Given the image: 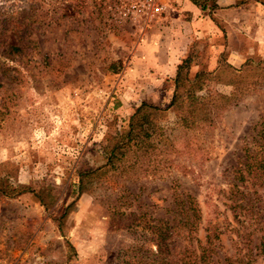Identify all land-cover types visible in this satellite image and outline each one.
Here are the masks:
<instances>
[{
	"label": "rangeland",
	"instance_id": "374dc122",
	"mask_svg": "<svg viewBox=\"0 0 264 264\" xmlns=\"http://www.w3.org/2000/svg\"><path fill=\"white\" fill-rule=\"evenodd\" d=\"M253 1L264 7V0ZM152 27L110 23L101 0H0V264H152L155 225L178 218L180 193L199 201V240L218 225V264L237 253L234 231L243 226L227 196L264 112V30L245 31L249 52L239 65L242 71L248 65L243 81L254 76L256 86L201 135L197 160L157 157L171 161L158 178L132 172L134 154L118 155V169L107 165L110 146H122L121 136L137 124L160 135L153 142L176 140L182 153L186 134L170 107L174 84L157 71L167 55L147 46L145 29ZM7 45L21 51L5 60ZM224 59L226 48L213 55L197 40L182 60L191 77L213 74L196 91L210 115L211 104L233 93L227 81L234 76L215 75ZM143 103L157 109L151 125L133 117ZM99 168L81 190V174ZM254 190L246 191L264 229V185ZM261 236L254 233L251 246Z\"/></svg>",
	"mask_w": 264,
	"mask_h": 264
},
{
	"label": "trees",
	"instance_id": "16d2710c",
	"mask_svg": "<svg viewBox=\"0 0 264 264\" xmlns=\"http://www.w3.org/2000/svg\"><path fill=\"white\" fill-rule=\"evenodd\" d=\"M7 49L8 51L5 50L2 52L3 55H1L5 60L21 51L20 47L14 45H7ZM187 68L188 63L186 62L178 65L173 82L174 94L170 101V107H174L180 113V126L186 134L181 143L183 147L181 148L182 153L179 152L176 140L158 138L157 142H153V135H160H157L156 132H148L143 129L142 124H137L135 127L140 128L141 133L134 134L135 127L130 126L129 130L119 139L122 141V146L117 147L114 144L108 149L107 165H110L112 170L118 169L117 166H114L118 155H121L122 158V156H126L127 154H134L136 160L129 168L131 170L136 169L135 171L132 170V172L137 176L140 173H144V175L152 173V176L155 177L159 173L158 178H162L161 176L165 171L161 169V166L163 164L167 166L171 161L157 160V157L164 158L167 154L174 155L178 153L186 155L187 158L197 160V155L202 147L201 135L214 128L216 121L222 114L239 103L241 94H246L251 87L254 88L257 84L253 80L254 76L248 78L251 81H243L245 79L244 76L247 78L249 72H251L248 69V65L242 71L241 69L234 68L224 59L220 63L215 75L229 72L230 75L234 76L235 79L227 81L228 85L233 86L234 94L220 96L217 101L211 104L212 115H210L208 104L196 95V91L200 90L205 80L213 74L196 73L191 77L188 72L184 73ZM246 82L250 86L246 85ZM182 89L185 90V96L179 92ZM155 111H157L155 107L143 103L135 111L133 117L141 118L144 124L151 125L153 121L151 114ZM254 129L253 141L250 146L244 149L242 158H240L238 165L233 170V177L227 196L228 207L233 211L234 219L237 223L241 228L243 226V230L241 232L238 229L234 231L239 236L237 240L239 242V246L236 249L237 253L231 258H224L223 264H259L264 260V229L261 227V221L258 217V208L255 207L252 197H250L251 193L246 191L248 188L254 190L264 185V112L260 115ZM130 143L133 144L129 146ZM159 143L162 145L159 146ZM123 149L126 150L123 151ZM101 170L102 168L88 170L84 174H81L79 188L81 190L86 189L88 183L86 179L94 176ZM122 173V176L126 175L128 170H123ZM182 195L183 193L177 195V199L175 198L174 201L178 205L176 210L177 213L179 212L178 218L175 217L170 221L167 219L157 221L155 225V233L157 235L156 249L152 252L151 263L218 264L219 246L216 244L220 235V233H217L218 225L216 224L211 227V232L205 236V241L199 240L197 235L199 224L202 222L199 201L191 194H186L184 197ZM164 222L166 223L165 227L161 226ZM257 232L262 233V236L257 238L260 240V243L259 245L251 246V236ZM176 238L184 241L182 246H176ZM235 244L237 245L236 242Z\"/></svg>",
	"mask_w": 264,
	"mask_h": 264
},
{
	"label": "crops",
	"instance_id": "0c3cea01",
	"mask_svg": "<svg viewBox=\"0 0 264 264\" xmlns=\"http://www.w3.org/2000/svg\"><path fill=\"white\" fill-rule=\"evenodd\" d=\"M151 26L145 29L148 42H152L147 46H152L155 55H167V65L160 66L157 71L166 74L170 87L173 86L178 65L197 40H202L213 55L224 52L226 48L229 55L227 62L239 69L249 52L246 43L250 37L245 31L249 28L260 34L264 30V7L257 1L252 3V0L170 2L168 12ZM236 44L243 47L237 49Z\"/></svg>",
	"mask_w": 264,
	"mask_h": 264
},
{
	"label": "built area",
	"instance_id": "2783aa9c",
	"mask_svg": "<svg viewBox=\"0 0 264 264\" xmlns=\"http://www.w3.org/2000/svg\"><path fill=\"white\" fill-rule=\"evenodd\" d=\"M183 0H101L110 23L117 26L147 28L168 12L170 2Z\"/></svg>",
	"mask_w": 264,
	"mask_h": 264
}]
</instances>
